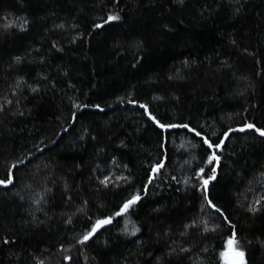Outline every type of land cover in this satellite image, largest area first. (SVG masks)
Masks as SVG:
<instances>
[{
	"label": "trees",
	"instance_id": "trees-1",
	"mask_svg": "<svg viewBox=\"0 0 264 264\" xmlns=\"http://www.w3.org/2000/svg\"><path fill=\"white\" fill-rule=\"evenodd\" d=\"M241 3L236 13L233 0H0V176L18 158L34 157L15 172L14 188H0V264H69L64 255L76 264H225L219 253L227 226L206 237L181 235L201 207L192 177L206 159L201 147H192L199 138L184 130L168 136L166 167L148 194L87 247H73L86 217L77 213L72 224L65 221L85 200L93 220L109 215L130 193L143 191L150 165L161 158L158 130L121 97L149 103L162 119L203 125V132L220 138L242 118L264 128V0ZM109 13L122 20L93 30ZM5 24L15 27L5 31ZM127 37L142 38L143 51L118 47ZM54 42L62 52L51 48ZM16 56L21 63H14ZM73 103L90 105L77 113L74 128L67 123ZM83 128L88 134L80 141ZM218 154L211 197L236 225L247 264H264V211L253 215L242 206L264 197V138L233 132ZM37 164L43 170L34 175ZM107 173L114 186H98ZM44 187L51 189L46 203L34 206L35 192ZM125 226L129 233L134 226L141 231L132 236ZM180 246L191 251L169 254Z\"/></svg>",
	"mask_w": 264,
	"mask_h": 264
},
{
	"label": "snow or ice",
	"instance_id": "snow-or-ice-1",
	"mask_svg": "<svg viewBox=\"0 0 264 264\" xmlns=\"http://www.w3.org/2000/svg\"><path fill=\"white\" fill-rule=\"evenodd\" d=\"M119 2V0H117ZM178 4L183 5L184 0H176ZM233 3L239 5V7L235 8V12L239 13L241 11V8L243 7V4L241 3V0H233ZM122 17L119 13H109L106 18L101 17L100 22L93 24V30L96 29H104L106 26H110L113 22L121 21ZM29 24V21L25 18L23 23L20 25V31L24 32L27 31L26 25ZM15 27L14 24H5L4 29L7 31L8 29H11ZM56 28L63 29L65 27L64 24H59L55 26ZM72 27H75L73 25ZM93 33H88V35H92ZM81 37L78 35L75 37L71 43H76L78 39ZM233 44H235V41H232ZM134 45L139 51H143V42L142 38L137 37H127L123 43L118 44V47H125L126 45ZM51 48L54 49L56 52H62L63 47L58 46L57 42L52 43ZM38 51V50H37ZM251 55V53H249ZM22 58L20 56H16L14 58V63H21ZM139 61H137L138 63ZM189 62L183 61V64L187 65ZM133 67H136V64L134 63L132 65ZM67 75V73H65ZM22 79V78H21ZM169 79H173V77H169ZM21 81H17V87H19ZM55 85H53L54 87ZM28 87L31 88L32 92H37L38 88L31 87V85H28ZM240 95H243V93H239ZM121 101H124L126 99L127 103L132 105L135 108L142 109V116L147 118V121L151 122V125L154 126V128L157 131L158 136V145L161 152V158L158 159L154 164L150 165V173L147 177V183H144L142 185L143 191L137 190L135 192L130 193V195L120 204L117 206L116 209H113L112 213H110L107 216L96 218L93 220L91 215H88L86 208L88 205V201L85 200L83 203L76 208V212L72 213L67 220L65 221L66 224H72L73 219L72 217L75 216L77 213H80L86 217V227L82 230V233L76 237L75 244L73 247L75 248L76 245H79L81 247H87L89 243L93 240V238L96 236V234L103 228H105L108 225H112L113 221L117 217H124L130 213V210L133 209L134 206H137L142 199L148 194L149 186L154 182L157 177H159L162 174V170L166 167V161L169 158L168 152L169 149L167 147L168 145V136L171 135L174 131L178 130H184L186 133L192 134L193 137L199 138L198 142L196 144H192L193 148L201 147L204 150V153L206 154V159L202 161V163L205 166L198 167V169L195 170L194 176L192 177L194 183L193 187L202 193V203L201 207L199 209V212L197 215H194L192 219L185 223L184 225V232L181 233L182 236L184 235H191L192 231H195L202 237H206L207 233L209 232H215L222 226H227V230L230 233L227 236L226 239V247L227 252L221 251L219 253V256L221 259L225 261V264H247L246 260V251L244 248L241 247L242 240L238 236V231L236 225L231 221L230 217L226 214L222 208L214 202V200L211 197V190H210V183L215 181L217 179V169L221 161V156L218 154L219 151L223 149V146L225 145V141L229 139L231 133L233 132H254L256 135H258L260 138H264V128H261L257 126L255 122H247L246 120H243L242 123L237 128H231L229 127L226 131L222 133V137L220 138L217 136L215 132H213L211 135H209L206 132H203V125H193L192 122L189 121H183V120H167L162 119L158 113L154 112L149 103L141 102L138 99L132 98V97H121ZM156 99H159L157 97ZM11 103V101H9ZM90 105L88 104H77L73 103L72 107L75 109V111L71 112V119L67 121L68 124H70L73 128L75 127V124L77 123V113L82 111V109L88 108ZM92 107L96 108L97 110L103 112L104 109L100 107L99 104L91 105ZM3 109L0 108V111ZM246 111V110H245ZM20 115H23L21 112ZM69 127H62L61 133H68ZM61 133H57V135H61ZM88 134V130L86 128H83L81 130V134L79 135L78 139L80 141H84L86 138V135ZM215 138V139H214ZM93 140L96 139L95 136L92 137ZM218 141V142H217ZM52 143H56L55 140L52 141ZM183 147V146H181ZM44 149L37 148V152L43 153ZM34 158L32 153H29L28 156L24 158H18L15 163H10L7 167V170L5 174L0 176V188H3L4 190H11V188H14L16 186V176L15 172L20 169L22 165H25V162H31V159ZM114 167H121V165L116 161H112ZM48 165L45 164L44 168H47ZM123 167L126 169L127 165H123ZM36 172L34 175H38L40 171L43 169L41 168V165L37 164L35 166ZM206 168H210L211 174L209 175L206 171ZM99 170V165H97V169H94V171ZM118 179L120 181H127V176H119ZM173 180H176V177H172ZM185 184L188 183V181H184ZM98 186H102L103 188H110L113 185L112 177L110 173L103 174L102 177H98ZM25 189H32V185L28 184L24 186ZM65 188H67V185H65ZM51 189L44 187L42 191L35 192L33 198H32V204L34 206H39L42 203H46V194L50 192ZM15 195L19 196L20 199L23 201L25 199L24 195L21 194V192H16ZM72 197H68V203L71 204ZM246 208V210L249 213H252L255 215L257 212L264 211V197L255 200L252 203L244 204L242 205ZM35 210L39 211L40 208H36ZM30 215H32L33 220L36 219L34 213L30 212ZM207 217V218H205ZM220 220L219 224H210V221L213 219ZM123 231L126 234L135 236L138 232L141 231L140 227L134 226L132 231L129 233L127 227L125 226L123 228ZM4 244L12 243V241H9L8 239H5L3 241ZM63 252H68L69 249H63ZM79 251V249H77ZM191 251L190 248H186L183 246H180L177 248L170 247L169 254L173 253H189ZM205 251H207L205 249ZM215 259V257H213ZM63 260L69 262V264H76V262L73 261V257L71 255H64ZM36 264H45V260L43 259H37Z\"/></svg>",
	"mask_w": 264,
	"mask_h": 264
},
{
	"label": "rangeland",
	"instance_id": "rangeland-1",
	"mask_svg": "<svg viewBox=\"0 0 264 264\" xmlns=\"http://www.w3.org/2000/svg\"><path fill=\"white\" fill-rule=\"evenodd\" d=\"M228 250H227V247H226V243H225V250H224V252H227ZM224 261V260H223ZM224 263H225V261H224Z\"/></svg>",
	"mask_w": 264,
	"mask_h": 264
}]
</instances>
